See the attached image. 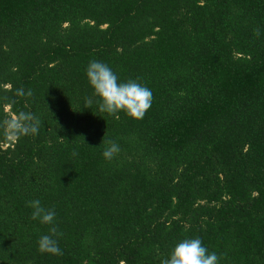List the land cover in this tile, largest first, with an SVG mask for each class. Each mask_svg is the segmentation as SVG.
Segmentation results:
<instances>
[{"label": "trees", "instance_id": "1", "mask_svg": "<svg viewBox=\"0 0 264 264\" xmlns=\"http://www.w3.org/2000/svg\"><path fill=\"white\" fill-rule=\"evenodd\" d=\"M91 60L152 90L143 119L97 111ZM194 237L264 264V0H0V264H164Z\"/></svg>", "mask_w": 264, "mask_h": 264}, {"label": "clouds", "instance_id": "2", "mask_svg": "<svg viewBox=\"0 0 264 264\" xmlns=\"http://www.w3.org/2000/svg\"><path fill=\"white\" fill-rule=\"evenodd\" d=\"M259 35V32L256 33ZM85 76L93 96L96 97L97 111L110 116H115L123 112L126 116L134 120H141L153 103V93L150 88L138 83L135 80L121 82L117 74L108 64L98 60H91L85 69ZM24 96L25 90L20 88L16 93ZM31 95L29 91L27 93ZM91 106L92 101H86ZM21 121L26 123L21 127L14 123V127L23 133L35 134L38 132L39 122L35 118L21 114ZM34 121L27 123V121ZM102 156L106 160H112L120 151V146L115 141H108ZM28 207L32 209L31 218L40 224L53 225L48 235H42L37 241L38 251L60 255L61 249L58 245L59 233L55 227L56 213L52 209L42 206L39 199L28 202ZM220 256L216 252H210L203 245L198 237L187 238L176 243L164 264H219Z\"/></svg>", "mask_w": 264, "mask_h": 264}]
</instances>
